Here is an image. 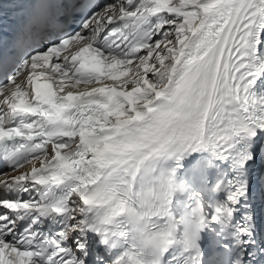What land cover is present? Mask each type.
I'll use <instances>...</instances> for the list:
<instances>
[{
  "label": "snow or ice",
  "instance_id": "snow-or-ice-1",
  "mask_svg": "<svg viewBox=\"0 0 264 264\" xmlns=\"http://www.w3.org/2000/svg\"><path fill=\"white\" fill-rule=\"evenodd\" d=\"M258 85L264 0H0V264H264Z\"/></svg>",
  "mask_w": 264,
  "mask_h": 264
},
{
  "label": "bare ground",
  "instance_id": "bare-ground-1",
  "mask_svg": "<svg viewBox=\"0 0 264 264\" xmlns=\"http://www.w3.org/2000/svg\"><path fill=\"white\" fill-rule=\"evenodd\" d=\"M257 90H258V91L264 90V85H261V86L258 85Z\"/></svg>",
  "mask_w": 264,
  "mask_h": 264
}]
</instances>
